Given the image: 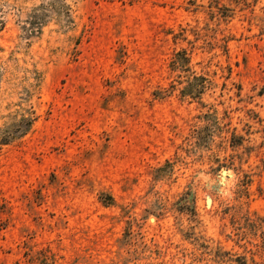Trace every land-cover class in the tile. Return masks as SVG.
I'll use <instances>...</instances> for the list:
<instances>
[{
    "label": "rangeland",
    "instance_id": "374dc122",
    "mask_svg": "<svg viewBox=\"0 0 264 264\" xmlns=\"http://www.w3.org/2000/svg\"><path fill=\"white\" fill-rule=\"evenodd\" d=\"M0 264H264V0H0Z\"/></svg>",
    "mask_w": 264,
    "mask_h": 264
},
{
    "label": "trees",
    "instance_id": "16d2710c",
    "mask_svg": "<svg viewBox=\"0 0 264 264\" xmlns=\"http://www.w3.org/2000/svg\"><path fill=\"white\" fill-rule=\"evenodd\" d=\"M60 2H64L65 0H59ZM62 10L60 11H58V15L59 16H61V15H64L65 17H67V20H69L70 18H69V16H70V14H69V8L68 7H65V6H62ZM38 17V16H37ZM36 17V18H37Z\"/></svg>",
    "mask_w": 264,
    "mask_h": 264
}]
</instances>
